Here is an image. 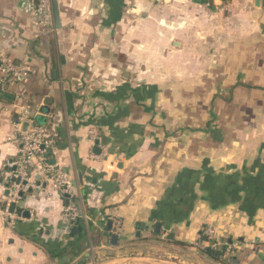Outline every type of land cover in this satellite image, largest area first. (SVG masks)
<instances>
[{
    "label": "crops",
    "instance_id": "crops-1",
    "mask_svg": "<svg viewBox=\"0 0 264 264\" xmlns=\"http://www.w3.org/2000/svg\"><path fill=\"white\" fill-rule=\"evenodd\" d=\"M56 2L40 33L0 0V60L32 72L0 87V264H264V0ZM18 107L68 197L9 198Z\"/></svg>",
    "mask_w": 264,
    "mask_h": 264
},
{
    "label": "built area",
    "instance_id": "built-area-1",
    "mask_svg": "<svg viewBox=\"0 0 264 264\" xmlns=\"http://www.w3.org/2000/svg\"><path fill=\"white\" fill-rule=\"evenodd\" d=\"M19 3L21 10L30 17L33 25L40 33H48L53 19L51 0H19ZM31 73V69L23 63L0 60V87L6 89L9 85L24 83ZM17 109L19 125L22 123H28L29 125L27 130L17 138L20 145L19 157L9 164L10 167L14 168L15 180H19L16 187L9 191V198L14 201L20 198L23 192L29 190H36L40 195L45 190V184H49L51 191H58L62 197H68L73 189L71 182L47 162V154L55 151L54 140L48 135L47 129L38 125L26 109L23 107ZM89 134L91 140L97 139L96 134L93 132ZM78 216L79 212L75 206L66 205L62 213L63 226L67 228ZM110 219L113 234H120L122 230L121 222L117 219ZM204 235L211 236V229H205ZM215 247H224L225 253H230L232 249V246L228 243H217Z\"/></svg>",
    "mask_w": 264,
    "mask_h": 264
},
{
    "label": "water",
    "instance_id": "water-1",
    "mask_svg": "<svg viewBox=\"0 0 264 264\" xmlns=\"http://www.w3.org/2000/svg\"><path fill=\"white\" fill-rule=\"evenodd\" d=\"M51 2H52V9H53L54 17H55L56 23H58V8H57V2H56V0H51ZM27 127H28V124L27 123H24L23 124V127H22L23 128V132H25L27 130ZM16 183L18 184L19 183V180H16ZM9 206H10V211H12L15 208L16 205H15L14 202H12ZM70 232L72 233V235H75V236L78 235L77 230H74L73 229ZM116 239H117L116 236H112L111 243L114 244V242H115ZM226 260L228 261V259H226Z\"/></svg>",
    "mask_w": 264,
    "mask_h": 264
},
{
    "label": "trees",
    "instance_id": "trees-1",
    "mask_svg": "<svg viewBox=\"0 0 264 264\" xmlns=\"http://www.w3.org/2000/svg\"><path fill=\"white\" fill-rule=\"evenodd\" d=\"M245 178H246V179H245ZM244 179H245V180H244ZM242 180H244L243 182H245V184H246V183H252V182L254 181V179H252V177H249V176H248V177H246V176L243 177ZM202 238L204 239V238H206V236H205V237L203 236ZM214 253H215V252H214Z\"/></svg>",
    "mask_w": 264,
    "mask_h": 264
},
{
    "label": "rangeland",
    "instance_id": "rangeland-1",
    "mask_svg": "<svg viewBox=\"0 0 264 264\" xmlns=\"http://www.w3.org/2000/svg\"><path fill=\"white\" fill-rule=\"evenodd\" d=\"M207 87H205V89H206ZM191 93V92H190ZM95 264H98V263H95ZM103 264V263H102ZM104 264H107V263H104ZM108 264H121V263H108Z\"/></svg>",
    "mask_w": 264,
    "mask_h": 264
}]
</instances>
